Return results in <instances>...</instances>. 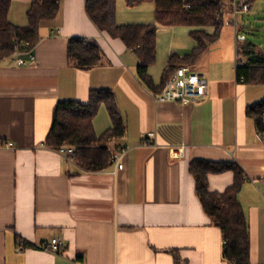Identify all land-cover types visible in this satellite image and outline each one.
I'll use <instances>...</instances> for the list:
<instances>
[{"label":"crops","instance_id":"obj_1","mask_svg":"<svg viewBox=\"0 0 264 264\" xmlns=\"http://www.w3.org/2000/svg\"><path fill=\"white\" fill-rule=\"evenodd\" d=\"M33 1L12 0L10 21L27 25ZM237 1L225 9L220 38L192 64L208 85L205 99L194 104L155 100L171 56L192 52L191 29L159 25L152 88L137 72L134 51L93 23L86 0H63L58 15L41 22L35 61L0 63V264H228L223 232L197 193L194 159L242 169L250 263L264 264V133L247 113L264 99V82L238 79L244 60L237 37L252 42L240 17L255 2L245 12ZM163 29L167 47L159 44ZM72 37L96 41L104 63L77 67L69 58ZM92 89H111L125 121V134L109 142V149H127L121 170H82L47 145L57 104L87 102ZM111 125L102 105L95 131L102 135ZM151 132L158 134L144 143ZM171 143L186 145L183 158L171 157ZM208 180L210 191L224 192L235 172L211 173ZM54 238L64 241L61 253L39 247Z\"/></svg>","mask_w":264,"mask_h":264},{"label":"trees","instance_id":"obj_2","mask_svg":"<svg viewBox=\"0 0 264 264\" xmlns=\"http://www.w3.org/2000/svg\"><path fill=\"white\" fill-rule=\"evenodd\" d=\"M63 0H34L27 12L25 26L13 24L9 19L12 0H0V63L11 58L17 50H33L40 40V24L54 19ZM129 5L148 0H125ZM155 5V23L120 24L117 20V0H86V12L93 23L103 32L120 38L134 51L138 63L137 72L150 87H154L149 67L157 59L158 24L163 26H187L195 46L191 53L181 57L173 55L162 77L161 93L175 70L194 64L206 51L208 45L220 38L226 24L225 9L234 0H150ZM238 0V8L240 7ZM249 5L254 0H246ZM241 8V7H240ZM238 55L244 63L238 67V79L246 83L264 82V49L256 43L237 37ZM69 58L83 69H91L104 63L99 44L85 37H72L68 46ZM102 105L107 107L112 125L102 135L95 131L94 118ZM260 132L264 133V99L248 106ZM126 124L111 89H92L89 100L60 101L54 112V120L47 137V145L54 149L62 146L75 148L73 161L85 171H100L113 167L109 142L123 136ZM191 172L196 181L199 198L213 223L223 232L224 257L236 264H251V239L249 223L239 200L245 175L234 163L194 159ZM226 170L235 172L234 183L224 192L209 189V174ZM24 245L35 246L24 241Z\"/></svg>","mask_w":264,"mask_h":264},{"label":"built area","instance_id":"obj_3","mask_svg":"<svg viewBox=\"0 0 264 264\" xmlns=\"http://www.w3.org/2000/svg\"><path fill=\"white\" fill-rule=\"evenodd\" d=\"M238 5V2H236ZM238 7V6H237ZM242 11H249L250 5L246 0L240 1ZM19 65H25L27 59L35 61V55L32 50H17L12 56ZM208 94V85L204 73L196 70L192 65H184L175 70V72L167 80L166 85L161 93L155 96L157 102H177L181 104H194L205 99ZM158 132H151L143 139L144 143L150 144L152 139L156 137ZM13 142L6 143L7 147H12ZM58 152L72 159L75 155V148L70 146H62L57 149ZM113 160L114 170L118 171L124 168L123 159L127 152L126 148L109 149ZM170 155L173 159H181L185 156L186 145L169 144ZM227 243L224 240V246ZM22 244V242H21ZM40 248L48 249L53 252L61 253L64 249V241L54 238L48 243H42ZM226 260V259H225ZM228 264H236L235 261H228Z\"/></svg>","mask_w":264,"mask_h":264},{"label":"rangeland","instance_id":"obj_4","mask_svg":"<svg viewBox=\"0 0 264 264\" xmlns=\"http://www.w3.org/2000/svg\"><path fill=\"white\" fill-rule=\"evenodd\" d=\"M255 7L251 13L241 14V23L248 24V31L245 33L256 44H263L264 48V0H255ZM117 20L120 24H148L155 23V5L153 1H145L137 5H129L125 0H117ZM160 24H158L159 27ZM184 29H192L182 26ZM169 30H162L161 43L167 47L169 43ZM245 37L244 34L241 37ZM155 67H159L156 65ZM154 67V68H155Z\"/></svg>","mask_w":264,"mask_h":264}]
</instances>
